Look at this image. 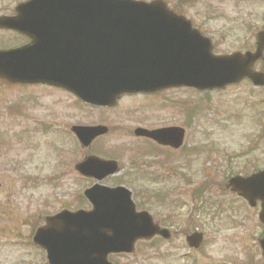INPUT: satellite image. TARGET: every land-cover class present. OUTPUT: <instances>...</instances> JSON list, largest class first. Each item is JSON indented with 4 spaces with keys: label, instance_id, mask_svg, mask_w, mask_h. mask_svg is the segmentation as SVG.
I'll return each instance as SVG.
<instances>
[{
    "label": "rangeland",
    "instance_id": "374dc122",
    "mask_svg": "<svg viewBox=\"0 0 264 264\" xmlns=\"http://www.w3.org/2000/svg\"><path fill=\"white\" fill-rule=\"evenodd\" d=\"M165 1L212 39L217 54L254 49L264 29V0ZM19 44L16 33L0 32V48ZM255 68L264 70V62ZM84 105L59 88L0 80V264H48L33 234L47 215L90 209L83 192L95 180L75 169L90 154L118 160L122 171L103 183L130 188L138 209L173 231L169 241L138 242L134 253L112 257L114 264H264L260 204L226 189L229 177L264 168V88L245 80L208 93L181 87L125 96L112 109ZM99 123L111 132L88 148L70 131ZM138 125L184 126V146L146 154L150 146L133 134ZM135 159L156 161L151 175L132 169ZM196 230L204 244L192 249L186 234Z\"/></svg>",
    "mask_w": 264,
    "mask_h": 264
},
{
    "label": "water",
    "instance_id": "95a60500",
    "mask_svg": "<svg viewBox=\"0 0 264 264\" xmlns=\"http://www.w3.org/2000/svg\"><path fill=\"white\" fill-rule=\"evenodd\" d=\"M47 2L52 6L45 14L34 15L31 1L22 5L20 16L0 17V27L34 38L31 45L0 50V78L63 87L97 106H113L126 93H153L170 86L223 88L245 77L264 85V73L252 69L264 54V31L257 36L255 51L215 55L211 40L163 0ZM73 130L87 146L107 128L75 126ZM136 134L179 147L184 129L138 128ZM76 167L99 180L119 171L116 161L96 157ZM229 183L252 206L262 201L259 216L264 223V170L234 177ZM85 194L93 204L91 210H64L47 217L36 231L34 241L47 250L50 264H112L110 253L133 252L138 239L156 234L171 237L148 212L136 210L128 189L96 184ZM187 240L198 248L203 234L194 232ZM260 244L264 255V238Z\"/></svg>",
    "mask_w": 264,
    "mask_h": 264
},
{
    "label": "flooded vegetation",
    "instance_id": "af4514ba",
    "mask_svg": "<svg viewBox=\"0 0 264 264\" xmlns=\"http://www.w3.org/2000/svg\"><path fill=\"white\" fill-rule=\"evenodd\" d=\"M28 0H11L10 3L8 5L5 4V2L3 3V0H0V16L2 15H14L16 16V13H17V7L19 4L21 3H24V2H27ZM6 5V6H5ZM42 8V5H35V9L36 10H39ZM5 31L4 29L0 28V32H3ZM16 33V37L18 39V41L20 42L19 45H22V44H27L30 42V39L22 34H19L18 32H15ZM150 128H153V127H150ZM111 132V129L109 130L108 133ZM137 139H141V140H144L148 143L152 142L151 140H149L148 138H144V137H136Z\"/></svg>",
    "mask_w": 264,
    "mask_h": 264
}]
</instances>
